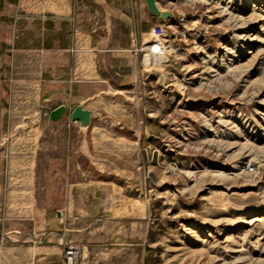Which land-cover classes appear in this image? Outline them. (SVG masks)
Masks as SVG:
<instances>
[{"label":"rangeland","instance_id":"1","mask_svg":"<svg viewBox=\"0 0 264 264\" xmlns=\"http://www.w3.org/2000/svg\"><path fill=\"white\" fill-rule=\"evenodd\" d=\"M157 5L169 16L147 38L161 49L134 46L137 75L127 86L125 61L115 104L85 128L47 127L73 132L63 168L43 155L37 175L80 180L85 145L97 190L84 235L65 223L44 241L54 236L59 264H264V0ZM6 130L16 138L14 122Z\"/></svg>","mask_w":264,"mask_h":264},{"label":"crops","instance_id":"2","mask_svg":"<svg viewBox=\"0 0 264 264\" xmlns=\"http://www.w3.org/2000/svg\"><path fill=\"white\" fill-rule=\"evenodd\" d=\"M156 20L144 0H0V264H59L57 247L51 246L55 238L44 241V232L70 223L76 234H85L88 203L97 190L84 170L86 156L91 168V155L81 145L82 178L66 180V191L63 179L37 175L43 155L51 170L63 168L61 154L68 147L61 144L73 132L47 127L68 119L85 128L96 109L115 104L108 97L122 90L117 76L125 73L126 61L132 74L127 86L135 79L134 46L148 41ZM60 104L65 105L61 117L51 119L50 110ZM76 105L90 110L87 125L70 118ZM9 121L18 134L7 141ZM32 123L31 145L21 139L33 137ZM2 169L9 177L1 176Z\"/></svg>","mask_w":264,"mask_h":264},{"label":"water","instance_id":"3","mask_svg":"<svg viewBox=\"0 0 264 264\" xmlns=\"http://www.w3.org/2000/svg\"><path fill=\"white\" fill-rule=\"evenodd\" d=\"M148 9L156 15H159L160 17H167L169 16L168 11H163L161 10L157 3L156 0H144ZM65 109V105L60 104L57 107L53 108L49 112V117L53 120L59 119ZM70 118L72 120H79L81 124L87 125L90 121V110L88 108H84L81 105H76L72 111L70 112Z\"/></svg>","mask_w":264,"mask_h":264},{"label":"bare ground","instance_id":"4","mask_svg":"<svg viewBox=\"0 0 264 264\" xmlns=\"http://www.w3.org/2000/svg\"><path fill=\"white\" fill-rule=\"evenodd\" d=\"M148 42H149V44H148V48L150 49V51H151V53H152V55L154 56V59H155V55H156V53H154V52H158V51H160V49H161V47H160V45L157 43V41L155 42V40H153V39H148ZM148 53V52H147ZM160 53V52H159ZM146 56H147V54H145ZM151 55V56H152ZM158 55V54H157ZM156 55V56H157ZM160 55V54H159ZM147 60V59H146ZM155 63V62H154Z\"/></svg>","mask_w":264,"mask_h":264},{"label":"built area","instance_id":"5","mask_svg":"<svg viewBox=\"0 0 264 264\" xmlns=\"http://www.w3.org/2000/svg\"><path fill=\"white\" fill-rule=\"evenodd\" d=\"M150 52H151V51H150ZM68 253H71V249H70V248L68 249Z\"/></svg>","mask_w":264,"mask_h":264}]
</instances>
